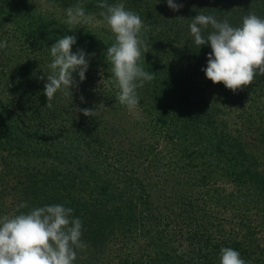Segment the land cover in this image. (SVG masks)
<instances>
[{
    "label": "trees",
    "instance_id": "1",
    "mask_svg": "<svg viewBox=\"0 0 264 264\" xmlns=\"http://www.w3.org/2000/svg\"><path fill=\"white\" fill-rule=\"evenodd\" d=\"M99 0H0V215L62 204L82 222L75 264H219L220 249L264 264V76L233 92L213 84L196 15L240 26L264 0H107L148 26L141 57L155 79L137 89L138 117L116 100ZM77 3L95 26H71ZM211 27L202 29L206 37ZM76 37L89 60L72 96L43 94L50 47ZM44 77L41 79V77ZM81 96L84 98L81 101ZM103 105L97 117L76 109Z\"/></svg>",
    "mask_w": 264,
    "mask_h": 264
},
{
    "label": "clouds",
    "instance_id": "2",
    "mask_svg": "<svg viewBox=\"0 0 264 264\" xmlns=\"http://www.w3.org/2000/svg\"><path fill=\"white\" fill-rule=\"evenodd\" d=\"M173 11L182 7L174 0H166ZM104 27L112 34L110 46L106 48L105 62L110 65L111 83L116 87V100L130 113L138 117L139 96L137 89L155 79L153 72L145 71L141 57L148 52L143 33L148 26L134 11L127 10L122 2L109 4L99 0ZM96 22V17L87 13L77 3L66 9V21L71 26H87ZM211 27L205 37L202 29ZM194 43L208 44L207 67L202 69L213 84L223 83L225 88L236 92L251 85L256 76H264V17L250 12L242 18L240 26L233 27L228 18L217 20L213 15L198 14L189 25ZM76 37L64 35L50 47L51 62L47 65L49 74L43 94L47 107L57 92L72 96V87L77 86L73 73L79 81L85 80L89 67L87 54L83 49L72 51ZM7 41H0V49ZM44 77L42 76L41 79ZM81 96V101L83 102ZM102 104L93 108L76 109L86 117H97ZM24 202L17 206L16 213L0 215V264H75L77 252L86 249L82 242V222L73 217V209L62 204L32 207L27 212ZM219 264H246L238 251L223 247L220 249Z\"/></svg>",
    "mask_w": 264,
    "mask_h": 264
},
{
    "label": "rangeland",
    "instance_id": "3",
    "mask_svg": "<svg viewBox=\"0 0 264 264\" xmlns=\"http://www.w3.org/2000/svg\"><path fill=\"white\" fill-rule=\"evenodd\" d=\"M96 24H92V26H95ZM2 152H0V169H1V167H2V161H1V156H2Z\"/></svg>",
    "mask_w": 264,
    "mask_h": 264
}]
</instances>
